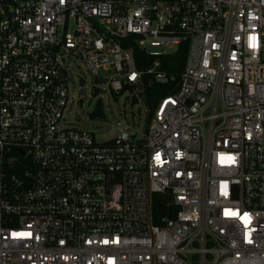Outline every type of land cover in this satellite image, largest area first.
Returning <instances> with one entry per match:
<instances>
[{
    "label": "built area",
    "instance_id": "obj_1",
    "mask_svg": "<svg viewBox=\"0 0 264 264\" xmlns=\"http://www.w3.org/2000/svg\"><path fill=\"white\" fill-rule=\"evenodd\" d=\"M77 62L93 112L178 90L99 144ZM0 264H264V0H0Z\"/></svg>",
    "mask_w": 264,
    "mask_h": 264
},
{
    "label": "rangeland",
    "instance_id": "obj_2",
    "mask_svg": "<svg viewBox=\"0 0 264 264\" xmlns=\"http://www.w3.org/2000/svg\"><path fill=\"white\" fill-rule=\"evenodd\" d=\"M75 28L73 22L71 30ZM79 67L82 69L80 70ZM71 90L76 93L74 104L66 112L65 118L71 127L92 132L96 142L107 143L118 135L119 123L128 124L134 131L142 132L146 126V106L140 102L130 105L125 96L107 97L103 117L90 118L96 97L92 95V76L80 62L74 66ZM83 90L84 97L80 99L79 92Z\"/></svg>",
    "mask_w": 264,
    "mask_h": 264
},
{
    "label": "trees",
    "instance_id": "obj_3",
    "mask_svg": "<svg viewBox=\"0 0 264 264\" xmlns=\"http://www.w3.org/2000/svg\"><path fill=\"white\" fill-rule=\"evenodd\" d=\"M126 46L132 47V45L127 44ZM135 50V57H136V65L139 71H147L150 69L154 63L153 59L148 58L145 53L138 48L137 46H134ZM188 52V46L187 44L180 47L178 52H176L171 57L165 58L162 60L163 67L162 69L174 74L178 77L180 80V76L183 72L185 62H186V56ZM145 92H146V106L149 108L150 112H154L158 102L163 97L169 96L174 94L178 90V84L175 86H159L152 84L151 80L148 77H145ZM102 112V103H98L97 110L91 113L89 116L90 118H98L103 117Z\"/></svg>",
    "mask_w": 264,
    "mask_h": 264
},
{
    "label": "water",
    "instance_id": "obj_4",
    "mask_svg": "<svg viewBox=\"0 0 264 264\" xmlns=\"http://www.w3.org/2000/svg\"><path fill=\"white\" fill-rule=\"evenodd\" d=\"M87 119L89 120V116L87 117Z\"/></svg>",
    "mask_w": 264,
    "mask_h": 264
}]
</instances>
